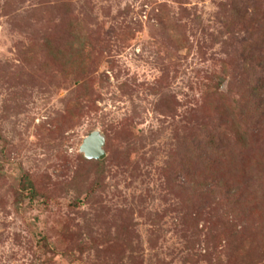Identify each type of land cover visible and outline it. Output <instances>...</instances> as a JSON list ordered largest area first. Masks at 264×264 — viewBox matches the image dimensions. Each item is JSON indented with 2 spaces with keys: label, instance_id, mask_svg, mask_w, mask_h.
Returning <instances> with one entry per match:
<instances>
[{
  "label": "rangeland",
  "instance_id": "1",
  "mask_svg": "<svg viewBox=\"0 0 264 264\" xmlns=\"http://www.w3.org/2000/svg\"><path fill=\"white\" fill-rule=\"evenodd\" d=\"M0 264H264V0H0Z\"/></svg>",
  "mask_w": 264,
  "mask_h": 264
},
{
  "label": "water",
  "instance_id": "2",
  "mask_svg": "<svg viewBox=\"0 0 264 264\" xmlns=\"http://www.w3.org/2000/svg\"><path fill=\"white\" fill-rule=\"evenodd\" d=\"M105 138L100 131H93L90 135L86 136L80 146V151L84 157L89 160H103L106 156Z\"/></svg>",
  "mask_w": 264,
  "mask_h": 264
}]
</instances>
